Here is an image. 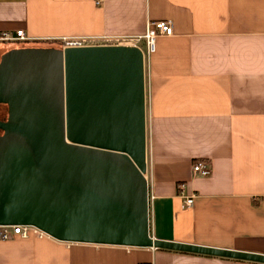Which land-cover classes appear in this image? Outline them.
I'll return each instance as SVG.
<instances>
[{"label": "crops", "instance_id": "obj_1", "mask_svg": "<svg viewBox=\"0 0 264 264\" xmlns=\"http://www.w3.org/2000/svg\"><path fill=\"white\" fill-rule=\"evenodd\" d=\"M157 19L174 34L145 61L150 233L264 253V0H0V28L28 35L0 42V67L20 48L132 37ZM196 159L211 173L194 174ZM179 182L196 193L190 207ZM0 264L264 263L17 235L0 239Z\"/></svg>", "mask_w": 264, "mask_h": 264}, {"label": "water", "instance_id": "obj_2", "mask_svg": "<svg viewBox=\"0 0 264 264\" xmlns=\"http://www.w3.org/2000/svg\"><path fill=\"white\" fill-rule=\"evenodd\" d=\"M6 72V73H5ZM1 150L17 169L1 213L75 242L264 263V253L154 237L147 178L145 55L138 45L20 48L0 67ZM2 207V206H1Z\"/></svg>", "mask_w": 264, "mask_h": 264}, {"label": "built area", "instance_id": "obj_3", "mask_svg": "<svg viewBox=\"0 0 264 264\" xmlns=\"http://www.w3.org/2000/svg\"><path fill=\"white\" fill-rule=\"evenodd\" d=\"M101 3L102 0H96ZM172 35L174 34V23L171 19H157L149 20L147 23L146 31L132 37H115L106 39H90L86 37H70L63 39V47L68 46H83L91 44H121L129 43L138 45L142 48L145 55L151 54L156 49V41L159 35ZM28 39V35L23 28H18L15 31L0 28V42L2 41H21ZM145 41V47L141 42ZM194 174L208 175L212 169L206 159H196L192 164ZM178 188L183 197L182 207L187 208L193 205L196 193L187 190L186 182H179ZM17 235L22 237H30L36 235L38 237L50 236V234L34 224L13 223L1 224L0 223V239H13Z\"/></svg>", "mask_w": 264, "mask_h": 264}, {"label": "rangeland", "instance_id": "obj_4", "mask_svg": "<svg viewBox=\"0 0 264 264\" xmlns=\"http://www.w3.org/2000/svg\"><path fill=\"white\" fill-rule=\"evenodd\" d=\"M141 45L145 47V41H142ZM7 107H8L7 105L0 104V117L5 115L7 116L8 114ZM18 176L19 174L17 169L6 157V155L2 152L1 143H0V209L2 211L3 209L7 210V208L15 200L17 187L19 184ZM5 220L18 221L17 219L0 212V221H5Z\"/></svg>", "mask_w": 264, "mask_h": 264}, {"label": "flooded vegetation", "instance_id": "obj_5", "mask_svg": "<svg viewBox=\"0 0 264 264\" xmlns=\"http://www.w3.org/2000/svg\"><path fill=\"white\" fill-rule=\"evenodd\" d=\"M4 105H7V104L4 103ZM0 118H2V119H6L7 116L5 115V116H2V117H0Z\"/></svg>", "mask_w": 264, "mask_h": 264}, {"label": "trees", "instance_id": "obj_6", "mask_svg": "<svg viewBox=\"0 0 264 264\" xmlns=\"http://www.w3.org/2000/svg\"><path fill=\"white\" fill-rule=\"evenodd\" d=\"M7 109H8V107H7ZM181 252V251H180Z\"/></svg>", "mask_w": 264, "mask_h": 264}]
</instances>
